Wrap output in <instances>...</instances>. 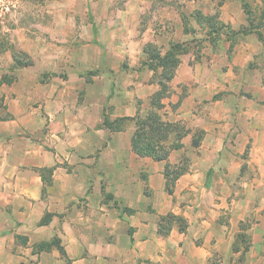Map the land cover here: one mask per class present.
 Segmentation results:
<instances>
[{
  "label": "crops",
  "instance_id": "1",
  "mask_svg": "<svg viewBox=\"0 0 264 264\" xmlns=\"http://www.w3.org/2000/svg\"><path fill=\"white\" fill-rule=\"evenodd\" d=\"M250 37L261 49L244 50L245 59L264 58L263 41ZM234 54L223 78L214 63L215 82L197 79L175 111L174 97L165 99L166 120L188 124L177 135L181 145L164 160L133 148L138 117L148 106L142 86L136 107L120 104L110 115L112 121L129 118V125L103 126L102 110L80 122L79 131L87 133L80 152L65 149V155L40 143L20 147L10 139L22 138L28 116L0 120V264H211L213 254L224 251L237 263L264 264V66L255 68L261 77L254 79L251 68L237 70ZM186 80L177 82L178 90ZM63 157L70 171L57 166L55 191L45 192L36 169L61 165ZM68 205L62 225L53 216L39 226L46 211L61 214ZM53 237L66 258L57 248L33 254L35 243Z\"/></svg>",
  "mask_w": 264,
  "mask_h": 264
},
{
  "label": "rangeland",
  "instance_id": "2",
  "mask_svg": "<svg viewBox=\"0 0 264 264\" xmlns=\"http://www.w3.org/2000/svg\"><path fill=\"white\" fill-rule=\"evenodd\" d=\"M251 35H260L264 48V0H0V103L5 101L12 116L0 120L28 116L22 119L27 127L22 138L10 139L20 147L35 149L40 143L64 154L65 149L80 152L87 136L86 131H79L80 122L97 118L102 110L111 129L129 125L121 118L112 121L110 115L120 104L136 107L137 86H142L148 106L138 117L139 128H151L144 120L152 116L157 126L146 135L168 138L158 142L161 150L179 145L177 135L188 121L166 120L165 99L174 97L175 111L197 79L215 82L214 63L224 77L228 68L224 63L232 61V53L237 70L245 74L251 68L254 79L261 77L255 68L264 66V58L245 59L243 55L246 49H261ZM185 78L186 87L178 90L177 82ZM155 100L159 103L153 107L150 104ZM0 114L5 116L3 111ZM171 129L175 134L169 133ZM190 142L196 144L197 138ZM68 163L63 157L61 165L36 169L45 192L55 191L54 171L57 166L68 169ZM60 211H46L41 220L51 213L62 225L60 221L71 209ZM40 222L39 226H46ZM247 228L253 225L248 223ZM63 232L70 235L69 227ZM55 238L35 243L33 254L41 253L37 252L41 243ZM17 241L27 244L25 237ZM234 260L224 251L214 253L211 264H238Z\"/></svg>",
  "mask_w": 264,
  "mask_h": 264
},
{
  "label": "trees",
  "instance_id": "3",
  "mask_svg": "<svg viewBox=\"0 0 264 264\" xmlns=\"http://www.w3.org/2000/svg\"><path fill=\"white\" fill-rule=\"evenodd\" d=\"M259 38H260V35H259ZM261 41H263L262 39H260ZM19 66H26V64H22V63H18ZM1 86V84H0ZM159 103V101L155 100L153 101L151 104H154V106ZM1 111L4 112L5 116L4 115H1L0 114V118L3 119V120H7V119H10L12 116L9 115V112L7 111V108H6V105H5V101H2L0 103V113ZM123 120H128L129 118H121ZM139 120L140 118L138 119V129H137V133L135 132V135L133 137V148L138 151L139 153L141 154H148V155H152L154 156L156 159L158 160H164L167 158L168 156V153H169V150L173 149V148H176V147H179L181 145V143L179 145H175V146H167V148H165L164 150H161L158 146V142L160 141H163V142H166L168 141L165 136L162 137L161 139L160 138H156L155 136H151L149 137L148 135H146V133L149 131V132H155V131H152V127H156L157 126V120L154 119V117H148L147 119L144 120V122L147 124V126H150L151 128L149 129H146V131H142V129L139 128ZM111 122L108 120V118H105L104 122H103V126L105 127H108L110 128L111 127ZM159 126V125H158ZM168 126V125H167ZM175 131L174 130H169V133L170 134H173ZM179 136L181 134H178ZM52 214L51 213H47L45 215V217H43V219L41 220L40 224L41 225H47L49 224L51 218H52ZM164 220V221H163ZM161 222L160 224L162 226H168L169 224V217H165L163 219H161ZM165 223V224H163ZM20 238V237H17V239ZM53 248H57L61 254L66 258L67 257V254H66V251H65V248L62 246L61 244V240L59 238H55L54 240H52L51 242H45V243H41L39 246H37V252H43V251H50L52 250ZM243 262V259L239 260L238 261V264H242Z\"/></svg>",
  "mask_w": 264,
  "mask_h": 264
}]
</instances>
